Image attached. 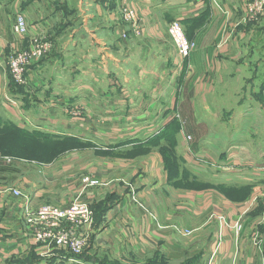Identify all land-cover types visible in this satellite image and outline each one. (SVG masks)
<instances>
[{
	"label": "crops",
	"instance_id": "obj_1",
	"mask_svg": "<svg viewBox=\"0 0 264 264\" xmlns=\"http://www.w3.org/2000/svg\"><path fill=\"white\" fill-rule=\"evenodd\" d=\"M124 4L136 9L142 23L137 38L121 36L126 26L117 9ZM164 12L191 25V73L182 78L175 66L185 59L162 44L169 39L160 23ZM10 13L26 17L27 36L15 37ZM244 15L243 0H0V123L78 141L49 161L0 156V264H111L98 258L104 248L117 264H145L156 252L170 264H264V144L251 143V154L236 146L217 154L222 144L216 147L218 136L208 135L199 144L206 155L179 135L177 150L187 146L186 163L204 166L207 176L222 169L234 182L181 192L168 179L158 150L163 143L154 146L149 139L177 123V114L188 121L201 115L194 102L211 92L213 67L229 68L264 51L257 45L264 22L245 23ZM39 33L52 49L28 69L26 92H16L9 87L7 58ZM150 34L155 44H147ZM75 105L81 114H73ZM185 132L195 141L189 124ZM117 134L125 141H117ZM84 150L90 154L83 156ZM85 176L104 184L85 187ZM11 189L33 205L87 201L92 219L81 228L88 236L85 249L42 254L28 237L23 198ZM103 200L111 205L97 223L94 206Z\"/></svg>",
	"mask_w": 264,
	"mask_h": 264
},
{
	"label": "rangeland",
	"instance_id": "obj_2",
	"mask_svg": "<svg viewBox=\"0 0 264 264\" xmlns=\"http://www.w3.org/2000/svg\"><path fill=\"white\" fill-rule=\"evenodd\" d=\"M162 16H165V19L160 23L164 28L168 27L169 23L175 20L173 13L164 12L162 13ZM9 17L8 20H11L12 22L13 14L10 13ZM259 20L264 22V17L259 18L257 21ZM189 23L190 22L187 21V26H182L187 39L190 38L189 35L191 34V25ZM145 37L149 41L147 42L148 45L152 43L155 44V42H150L152 41L151 39L154 38L153 34ZM257 37V45H264V29L261 30ZM167 39L168 42L164 40V43L162 42V44H164V47L167 49L169 48V52L175 56V49L172 41L170 37H167ZM186 58H188V55L184 58V65H181L180 67L175 66V68L179 70L177 72L179 73L180 78L191 73V68L188 66ZM168 70L169 72L171 71L169 67ZM210 73L212 74V77H214L211 92L208 96L204 97V101L199 100L194 102V105L200 109V112H198L201 115L198 118L191 117V121H188V118H185V121L184 118L181 119L177 114L172 120H176L177 122L174 123L175 126H173L172 129L169 128V131H167V127L171 124L168 123L166 126L158 129L157 132H154L152 138H149L153 141L154 146L162 142L164 148H166L165 158L168 162V179L172 181L175 187L179 188L181 192H202L209 189L219 190L221 182H234H228L229 179L226 176L227 174L222 169L211 170L214 174L207 176L209 174L206 173L207 170L204 166H195L191 165V163H186L183 160V157L188 156L189 152L187 146L181 147L177 150L179 135L180 137L182 136V141H184L185 137V142L188 144L191 143L192 151L206 155H208V153H205L206 151L201 148L199 144L201 143L202 145L203 141L207 142L208 140L205 138H207L208 135H211L210 137H212V139H215V137L218 136L216 138V147L222 144L223 148L213 151L217 154L229 149H225V146H236L238 148L245 147L246 149L243 150L247 154H251V152L255 150L250 148L252 147V145H250L251 143L255 142L259 144L261 142L264 144V51L261 52L257 58L248 56L243 63L234 62L229 68L219 67L218 69L213 67L212 72ZM8 103L15 106L14 103L16 102L9 100ZM204 106H206V113L203 112ZM191 108H193L192 102ZM83 119H85L83 120L85 122L88 121V118ZM185 124L191 126V132L195 131V141L192 134L190 135L185 132ZM53 135L54 134H50L49 132L39 133L37 131H24L23 129H18L10 122L0 123V156L49 161L55 155L69 149L71 145L75 144V141L71 139H60V137ZM118 136L120 138H117V141H125V138L122 137L125 136L124 134H117L116 137ZM188 136L191 137L188 139ZM220 136L221 140L219 141ZM81 145L82 144H79L78 147H81ZM159 148L158 145V150ZM212 148L211 150H213ZM84 151L85 153L83 156L90 154V152L86 153V150ZM261 153L263 155L264 149L261 150ZM171 155L174 160L175 158L177 160L176 166L171 163ZM215 155L216 154L212 153L211 157H214ZM214 159H216V157ZM71 181H68V183ZM145 208L147 212H150V209L147 206H145ZM260 226L263 229L264 223H260ZM106 249L107 248H104L99 251L100 254L98 255V258L101 262L109 261V263H115V260L108 252H106ZM160 264H170V262L165 260Z\"/></svg>",
	"mask_w": 264,
	"mask_h": 264
},
{
	"label": "built area",
	"instance_id": "obj_3",
	"mask_svg": "<svg viewBox=\"0 0 264 264\" xmlns=\"http://www.w3.org/2000/svg\"><path fill=\"white\" fill-rule=\"evenodd\" d=\"M243 22L257 21L264 17V0H243ZM117 13L126 26L122 37H127V32L137 37L142 34L143 26L135 8L130 5H120ZM31 24L22 13H15L11 29L16 38L21 39L28 35ZM180 60L189 54L194 47V42L186 38L184 29L179 20L171 21L166 29ZM30 46L13 50L7 58V68L11 79L19 86L26 87L28 69L43 59L52 49V41L43 34L33 36ZM1 62V58H0ZM180 66V65H179ZM73 114H79L81 107H72ZM190 138L189 136L187 137ZM82 182L86 186H100L104 183L97 178L85 176ZM14 196L22 197V217L28 231L29 239L43 248L42 254L53 248H64L73 253H81L87 246V234L81 231L89 225L92 211L85 200L74 198L64 206L56 204L33 205L27 196H23L18 189H11ZM131 199L135 201L132 196ZM222 219V216H219ZM180 234H189L190 230L177 229Z\"/></svg>",
	"mask_w": 264,
	"mask_h": 264
},
{
	"label": "trees",
	"instance_id": "obj_4",
	"mask_svg": "<svg viewBox=\"0 0 264 264\" xmlns=\"http://www.w3.org/2000/svg\"><path fill=\"white\" fill-rule=\"evenodd\" d=\"M10 76V75H9ZM11 78V77H10ZM9 87L11 88V89H13V90H15L16 92H21V93H25L26 92V90H25V87H22V86H19V85H17L12 79H10V85H9ZM14 126L15 127H17L18 129H21L20 127H18V126H16L15 124H14ZM173 126H175V124L173 123V124H170L168 127H167V131H169V128L170 129H172V127ZM24 131L26 130V129H23ZM28 131V130H27ZM162 131V130H161ZM166 131V132H167ZM33 132V131H32ZM37 132H39V131H37ZM39 133H41V132H39ZM61 139V138H60ZM64 139V138H63ZM67 139V138H66ZM68 139H71V140H73V141H75V144L74 145H71L69 148H71V147H74V146H76L77 145V143H78V141H76V139H74V138H70V137H68ZM165 149L166 148H164V146L163 147H160L159 148V151H161V154H162V156H163V159H164V162H165V167H166V169H167V167H168V162H167V160H166V158H165V155H166V152H165ZM56 156V155H55ZM54 156V157H55ZM53 157V158H54ZM171 157H172V155H171ZM171 163H172V165H177V160H176V158H175V160H174V158L172 157V159H171ZM169 178V177H168ZM109 199H110V197H109ZM107 201L108 200H103V201H101V202H99L98 204H96L95 206H94V208H95V212H96V217H97V223L99 222V220H100V216L107 210V208L111 205V204H107ZM160 256L158 255V252H156V254H155V256L154 257H152L151 259H148L147 261H146V263L145 264H160V263H162V261H165V260H162V259H160L159 258ZM115 263H111V264H117V262L116 261H114ZM186 263H188V260H185L184 262H183V264H186ZM12 264V263H11ZM13 264H24V262L23 261H21V260H15L14 262H13Z\"/></svg>",
	"mask_w": 264,
	"mask_h": 264
}]
</instances>
